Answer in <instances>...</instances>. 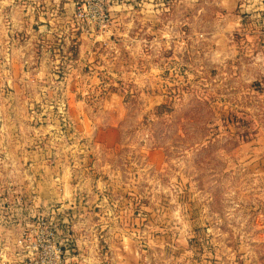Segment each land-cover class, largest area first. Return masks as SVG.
I'll list each match as a JSON object with an SVG mask.
<instances>
[{
    "label": "rangeland",
    "instance_id": "1",
    "mask_svg": "<svg viewBox=\"0 0 264 264\" xmlns=\"http://www.w3.org/2000/svg\"><path fill=\"white\" fill-rule=\"evenodd\" d=\"M0 264H264V0H0Z\"/></svg>",
    "mask_w": 264,
    "mask_h": 264
},
{
    "label": "built area",
    "instance_id": "2",
    "mask_svg": "<svg viewBox=\"0 0 264 264\" xmlns=\"http://www.w3.org/2000/svg\"><path fill=\"white\" fill-rule=\"evenodd\" d=\"M89 7V6H88ZM95 15H91L92 20H95L94 22L97 25H100V27H102L103 25H106L108 22V14L107 11H103L101 9H99L98 11H96L95 13H93Z\"/></svg>",
    "mask_w": 264,
    "mask_h": 264
}]
</instances>
